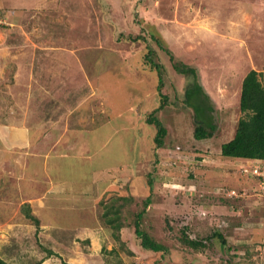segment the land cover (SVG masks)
<instances>
[{
    "label": "rangeland",
    "instance_id": "obj_1",
    "mask_svg": "<svg viewBox=\"0 0 264 264\" xmlns=\"http://www.w3.org/2000/svg\"><path fill=\"white\" fill-rule=\"evenodd\" d=\"M152 33L174 62L196 69L209 96L211 137H194V106L184 102L189 81ZM138 35L145 39L132 40ZM147 44L168 96L155 113L166 128L160 148H154L155 126L145 122L160 100L157 74L142 56ZM261 55L264 0H0V130L32 133V152L43 158L51 151L90 154L85 165L65 160L70 179L85 178L81 185L102 163L101 181L113 188L98 201V214L119 192L132 196L120 213L122 246L105 221L92 240L71 229L44 230L47 221L37 228L24 207L33 211L38 200L31 195L24 203L19 193L24 170L10 183L12 196L0 179V259L35 264L54 249L58 256L40 264H264L262 177L231 166L220 153L242 116L238 90L254 65L264 86ZM110 158L122 159L114 162L119 168L127 164L121 178L119 168L107 170ZM251 167L264 173V162ZM148 195L141 227L167 247L163 252L143 248L129 222ZM232 223L239 227L232 230ZM214 230L229 249L211 237ZM183 231L205 239V248L181 244Z\"/></svg>",
    "mask_w": 264,
    "mask_h": 264
},
{
    "label": "crops",
    "instance_id": "obj_2",
    "mask_svg": "<svg viewBox=\"0 0 264 264\" xmlns=\"http://www.w3.org/2000/svg\"><path fill=\"white\" fill-rule=\"evenodd\" d=\"M251 56H249V58ZM258 61H264V55H261L257 62ZM252 68H254L256 71H259L260 67L254 65ZM238 94H240V89L238 90ZM1 130L0 179L3 181V183L5 181L9 183L7 185L2 184L1 187L2 190L6 189L8 191V193H6L7 196H12L11 190L13 189L12 185L10 184L11 182H13L12 179L16 180V174L20 173L21 170H24V176L26 178L19 193L22 197H26L27 200L24 201V203L29 204L31 202L29 201L32 200L31 195H33V197L38 200L35 204H31L33 206L36 205L32 208V212L39 219V221L41 223L43 221H47L46 223L43 222L40 225L41 228H44V230L45 228H56L57 230L71 229L75 233L74 235L79 238H82L80 236H84L91 238L92 240L93 236L96 237L99 234L100 229H103V227H105L102 222L104 221V218L102 216L103 209L102 212L98 214L97 203L101 198L104 197V194L108 190H111L113 188H110V186L106 188V186L101 181V176L99 174L102 172V163L100 164L101 167H98V170H92V173L90 171L91 178H89V184H87L89 186L81 185L80 183L85 181V178H83V175L81 176V178H79L81 173H77L76 177L72 176L70 179V169H68L65 165V160L78 159L85 165L84 161L92 160L90 154L87 153L84 154V156H80V154H64L63 152L51 153V151L49 154H43L45 156L43 158L40 155L41 153L39 154L35 151L32 152V133L26 132L25 134H23L22 129H17L15 127H12V129L11 127H8V129L5 128ZM70 154L71 156L69 157ZM223 158L231 160V166L233 167H248V175H252L251 165L255 166L256 164H259V162H264V160L259 159L234 158L225 156H223ZM116 159L122 164V159L110 158L113 163L110 164L109 167H107V170H109L110 168L117 169L120 167V163H118L119 166L117 165V163L114 164ZM36 164L38 166H36ZM17 165H19L18 170L16 168ZM126 167L127 164L119 168L120 172L118 173V178H121L122 176V168L124 170ZM243 184L246 185L247 181H243L242 185ZM16 193L17 192L15 191V194ZM119 195L123 196L125 194H121L119 192ZM235 220L237 221V219ZM237 224H233L231 229L234 230L236 227H239L237 226ZM248 236V238L252 237L249 234ZM51 250H53L55 253L58 252L54 249ZM49 257L50 256H46L45 254L43 260ZM210 262L211 261L206 260L202 264H211ZM226 264L254 263L230 261Z\"/></svg>",
    "mask_w": 264,
    "mask_h": 264
},
{
    "label": "trees",
    "instance_id": "obj_3",
    "mask_svg": "<svg viewBox=\"0 0 264 264\" xmlns=\"http://www.w3.org/2000/svg\"><path fill=\"white\" fill-rule=\"evenodd\" d=\"M150 37L159 45L170 57L174 69L180 74L184 75L189 81L185 92L184 102L188 103L193 108L195 115L194 121L196 126L193 131L195 138L211 137L215 130V124L210 120L209 115L206 114L208 109L211 110L208 103V94L203 90L198 81V74L194 67L187 66L185 63L174 62V55L167 47L162 45L161 40L153 33ZM145 39L143 36L132 37V40ZM155 52L147 44L146 51L143 52V59L154 69L157 74V91L160 96L159 105L155 108L145 119V122L154 125L156 128L153 136L154 148H160L164 145L163 139L166 134V128L161 120L156 116V112L164 107L168 101L167 94H162V86L164 84L162 75V66L154 59ZM259 73L255 69H250L243 77L240 94H239V109L242 116L237 121L236 128L232 138L221 145L220 153L225 157L259 159L264 160V86L259 79ZM211 117V116H210ZM212 118V117H211ZM153 178L149 176L148 186L152 187ZM132 196L123 195L117 196L110 201L102 203L104 208L102 216L104 221L113 229V236L117 241L124 243L120 238V228L125 224L122 221L121 209L125 203L131 201ZM152 201V195H148L142 201V207L134 212H130L131 219L129 222L134 226V233L139 238L140 244L145 249L153 251H166L167 247L156 241L147 231L141 227V221L146 208ZM24 214L31 219L35 226L39 227V219L32 213L30 207L25 205ZM128 222V223H129ZM211 237L219 240L223 246L227 245V240L223 233L214 230ZM181 244L186 245L194 250H202L205 248V239L191 238L186 232H182L179 237ZM230 246L228 247V249ZM55 254L51 249L46 250V256ZM42 259H39L35 264H40ZM0 264H11L0 259Z\"/></svg>",
    "mask_w": 264,
    "mask_h": 264
},
{
    "label": "built area",
    "instance_id": "obj_4",
    "mask_svg": "<svg viewBox=\"0 0 264 264\" xmlns=\"http://www.w3.org/2000/svg\"><path fill=\"white\" fill-rule=\"evenodd\" d=\"M242 171L248 173L249 172V168L245 167L242 169ZM251 173L257 176H261L262 177V183H264V173L262 171H260L258 169V167H254L251 169Z\"/></svg>",
    "mask_w": 264,
    "mask_h": 264
},
{
    "label": "clouds",
    "instance_id": "obj_5",
    "mask_svg": "<svg viewBox=\"0 0 264 264\" xmlns=\"http://www.w3.org/2000/svg\"><path fill=\"white\" fill-rule=\"evenodd\" d=\"M251 168V167H250Z\"/></svg>",
    "mask_w": 264,
    "mask_h": 264
}]
</instances>
